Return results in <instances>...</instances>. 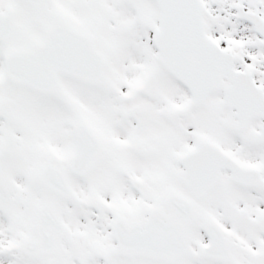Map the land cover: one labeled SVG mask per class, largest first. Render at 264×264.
<instances>
[{
    "label": "snow or ice",
    "instance_id": "1",
    "mask_svg": "<svg viewBox=\"0 0 264 264\" xmlns=\"http://www.w3.org/2000/svg\"><path fill=\"white\" fill-rule=\"evenodd\" d=\"M0 264H264V0H0Z\"/></svg>",
    "mask_w": 264,
    "mask_h": 264
}]
</instances>
